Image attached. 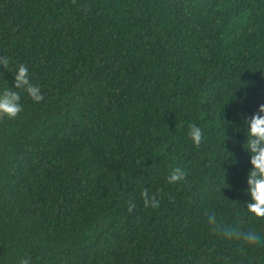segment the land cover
<instances>
[{
  "label": "trees",
  "instance_id": "1",
  "mask_svg": "<svg viewBox=\"0 0 264 264\" xmlns=\"http://www.w3.org/2000/svg\"><path fill=\"white\" fill-rule=\"evenodd\" d=\"M4 55L0 91L24 63L44 101L22 91L0 119V264H264L204 220L235 223L251 202L264 0H0ZM177 167L187 179L168 184Z\"/></svg>",
  "mask_w": 264,
  "mask_h": 264
},
{
  "label": "clouds",
  "instance_id": "2",
  "mask_svg": "<svg viewBox=\"0 0 264 264\" xmlns=\"http://www.w3.org/2000/svg\"><path fill=\"white\" fill-rule=\"evenodd\" d=\"M72 3L75 4L76 0H72ZM10 63V57L0 56V65L4 70L9 68ZM22 91L26 92L35 103L44 101L41 87L33 83L29 68L24 63L17 65L13 85L0 91V119L4 117L15 119L23 112ZM244 123L247 126V140L243 147L250 153L249 162L252 165L247 175V191L250 194L251 202L244 205L243 211H237L235 223H225L212 210L204 213V220L209 232L225 241L264 247V234L255 227L245 226V217L248 220L254 218L256 222L264 221V104H260L253 115L246 117ZM188 136L197 148L204 141V132L195 123L188 125ZM187 175L188 173L184 169L177 167L167 176V183H181L187 179ZM162 198V190L152 192L145 187L141 191V199L145 208L159 209ZM127 206L128 212L131 213L136 204L130 200ZM19 264H30V259L21 258Z\"/></svg>",
  "mask_w": 264,
  "mask_h": 264
}]
</instances>
